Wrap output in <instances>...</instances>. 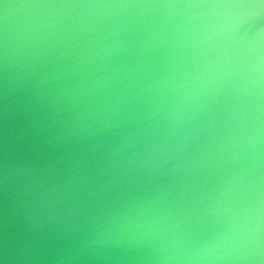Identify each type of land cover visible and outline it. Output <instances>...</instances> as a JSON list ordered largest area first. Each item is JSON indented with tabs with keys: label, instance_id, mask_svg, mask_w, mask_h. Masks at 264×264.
Wrapping results in <instances>:
<instances>
[{
	"label": "water",
	"instance_id": "water-1",
	"mask_svg": "<svg viewBox=\"0 0 264 264\" xmlns=\"http://www.w3.org/2000/svg\"><path fill=\"white\" fill-rule=\"evenodd\" d=\"M0 264H264V0H0Z\"/></svg>",
	"mask_w": 264,
	"mask_h": 264
}]
</instances>
